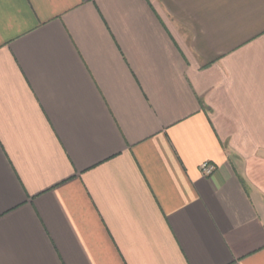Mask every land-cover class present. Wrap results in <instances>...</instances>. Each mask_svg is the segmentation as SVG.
I'll return each mask as SVG.
<instances>
[{
	"label": "crops",
	"instance_id": "1",
	"mask_svg": "<svg viewBox=\"0 0 264 264\" xmlns=\"http://www.w3.org/2000/svg\"><path fill=\"white\" fill-rule=\"evenodd\" d=\"M0 264H264V0H0Z\"/></svg>",
	"mask_w": 264,
	"mask_h": 264
},
{
	"label": "built area",
	"instance_id": "2",
	"mask_svg": "<svg viewBox=\"0 0 264 264\" xmlns=\"http://www.w3.org/2000/svg\"><path fill=\"white\" fill-rule=\"evenodd\" d=\"M215 170L216 167L209 162H206L201 166V172L204 176H212L215 173Z\"/></svg>",
	"mask_w": 264,
	"mask_h": 264
}]
</instances>
